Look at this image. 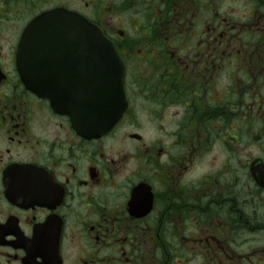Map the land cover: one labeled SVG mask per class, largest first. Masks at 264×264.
<instances>
[{"label":"flooded vegetation","instance_id":"1","mask_svg":"<svg viewBox=\"0 0 264 264\" xmlns=\"http://www.w3.org/2000/svg\"><path fill=\"white\" fill-rule=\"evenodd\" d=\"M60 8L121 58L99 137L17 70ZM0 264H264V0H0Z\"/></svg>","mask_w":264,"mask_h":264},{"label":"water","instance_id":"2","mask_svg":"<svg viewBox=\"0 0 264 264\" xmlns=\"http://www.w3.org/2000/svg\"><path fill=\"white\" fill-rule=\"evenodd\" d=\"M18 48L22 82L48 99L55 113L69 115L75 131L99 137L120 120L126 105L123 66L96 24L64 9L50 10L30 22ZM74 72H93L95 82L64 86L62 75Z\"/></svg>","mask_w":264,"mask_h":264}]
</instances>
